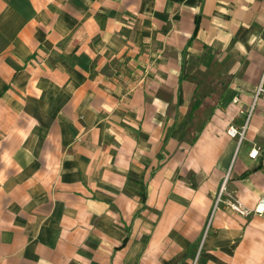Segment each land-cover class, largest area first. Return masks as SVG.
Segmentation results:
<instances>
[{"label": "crops", "instance_id": "1", "mask_svg": "<svg viewBox=\"0 0 264 264\" xmlns=\"http://www.w3.org/2000/svg\"><path fill=\"white\" fill-rule=\"evenodd\" d=\"M260 84L264 0H0V264H264Z\"/></svg>", "mask_w": 264, "mask_h": 264}, {"label": "built area", "instance_id": "2", "mask_svg": "<svg viewBox=\"0 0 264 264\" xmlns=\"http://www.w3.org/2000/svg\"><path fill=\"white\" fill-rule=\"evenodd\" d=\"M264 96V85L260 84L255 92V97L258 96ZM227 134L231 137L242 136V131H237L233 126H230L226 130ZM258 153L257 148L251 149L249 152V157L250 158H255ZM221 196V191L218 193L216 199H215V206L217 205L218 202L221 201L220 199ZM227 206L228 208L236 213L237 215L241 217H248L250 215L256 214V215H263L264 214V199L260 198L251 208L245 207L243 204L239 203L238 201H227Z\"/></svg>", "mask_w": 264, "mask_h": 264}]
</instances>
